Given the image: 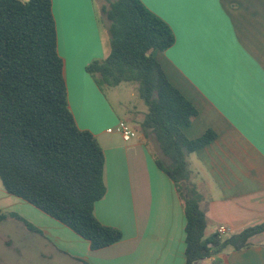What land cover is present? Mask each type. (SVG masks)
I'll return each mask as SVG.
<instances>
[{
	"label": "crops",
	"instance_id": "obj_1",
	"mask_svg": "<svg viewBox=\"0 0 264 264\" xmlns=\"http://www.w3.org/2000/svg\"><path fill=\"white\" fill-rule=\"evenodd\" d=\"M175 34L154 56L198 115L181 129L189 139L216 137L189 156L203 195L206 237L227 238L264 221V0H141ZM59 54L71 110L105 154V196L95 216L123 238L100 250L29 202L6 190L0 177V264H186L187 217L174 181L155 160L154 137L135 129L105 98L87 66L110 52L98 22L101 0H52ZM107 36V37H106ZM126 121L131 141L108 132ZM240 251L227 250L199 264H264V232Z\"/></svg>",
	"mask_w": 264,
	"mask_h": 264
},
{
	"label": "trees",
	"instance_id": "obj_2",
	"mask_svg": "<svg viewBox=\"0 0 264 264\" xmlns=\"http://www.w3.org/2000/svg\"><path fill=\"white\" fill-rule=\"evenodd\" d=\"M99 25L110 35V52L87 66L102 90L136 83L147 112L140 122L154 137L158 167L175 183L186 217V264L252 245L264 221L234 235L206 237L203 195L193 182L189 156L215 139L208 130L189 139L182 131L196 107L167 77L156 51L175 43L171 27L141 0H105ZM105 154L97 138L79 128L71 110L65 63L59 54L52 0H0V177L22 198L88 240L92 250L123 238L96 218L107 191ZM15 216L0 211V224Z\"/></svg>",
	"mask_w": 264,
	"mask_h": 264
},
{
	"label": "rangeland",
	"instance_id": "obj_3",
	"mask_svg": "<svg viewBox=\"0 0 264 264\" xmlns=\"http://www.w3.org/2000/svg\"><path fill=\"white\" fill-rule=\"evenodd\" d=\"M103 4H106L105 0H101ZM99 15L102 16V12L99 9ZM107 37V36H106ZM102 93L110 100L114 107L124 111L122 106V101L127 104L131 115L134 119L135 129L140 130V122H142L145 113L147 112L146 105L143 100L140 98L138 85L136 83H123L118 87H103ZM131 126V125H130ZM155 153L160 155V150L158 145L154 148Z\"/></svg>",
	"mask_w": 264,
	"mask_h": 264
},
{
	"label": "built area",
	"instance_id": "obj_4",
	"mask_svg": "<svg viewBox=\"0 0 264 264\" xmlns=\"http://www.w3.org/2000/svg\"><path fill=\"white\" fill-rule=\"evenodd\" d=\"M19 1H26V0H19ZM108 132H117L121 134L123 139L127 142L131 141L136 136L135 131L126 121H120L117 124V126H115L114 128H109ZM227 232L228 229L225 226H220V228L218 229V234H220V236L225 235Z\"/></svg>",
	"mask_w": 264,
	"mask_h": 264
}]
</instances>
